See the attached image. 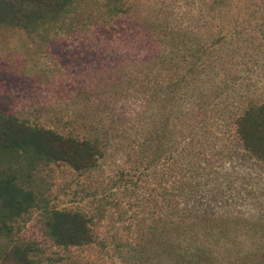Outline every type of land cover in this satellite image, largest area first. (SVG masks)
Wrapping results in <instances>:
<instances>
[{
    "label": "rangeland",
    "instance_id": "rangeland-1",
    "mask_svg": "<svg viewBox=\"0 0 264 264\" xmlns=\"http://www.w3.org/2000/svg\"><path fill=\"white\" fill-rule=\"evenodd\" d=\"M72 1L55 17L45 14L42 23H0V111L65 136L98 137L101 155L79 169L65 160L36 165L28 185L38 206L14 221L9 235L0 233V258L6 249L28 244L41 264H132V234L149 228L160 256L146 264H264V161L229 133V107L204 133L170 123L162 134L155 131L157 117H138L144 92L132 86V65L152 48L143 25L160 24L172 10L189 37L207 39L217 19L198 18V7L207 8L210 0H134L137 20L132 0H120L124 10L116 15L115 0ZM259 4L264 14V0L235 6L240 38L219 51L218 61L247 79L251 99L264 101V20L261 27L247 21ZM162 68L153 65L151 75L159 77ZM134 138L167 141L160 162L138 167L141 149L132 147ZM186 150L193 157L184 158ZM183 164L193 188L183 186ZM45 206L79 212L93 240L57 245L47 233ZM167 217L188 222L171 226L176 224Z\"/></svg>",
    "mask_w": 264,
    "mask_h": 264
},
{
    "label": "trees",
    "instance_id": "trees-1",
    "mask_svg": "<svg viewBox=\"0 0 264 264\" xmlns=\"http://www.w3.org/2000/svg\"><path fill=\"white\" fill-rule=\"evenodd\" d=\"M115 1L118 3L112 15L124 10L121 1ZM239 2L210 0L207 8L198 7V18L204 19L208 14H215L213 21L217 19L216 29L207 39L189 37V32L185 31L188 27L175 20L172 10L171 14L165 11L160 24H144L143 31L152 41V48L132 65V86H140L144 92L138 117L145 122L157 117L155 122L159 121V124L155 131L159 129L158 133L162 134H167L166 128L170 123L180 131L187 129L191 133H204L213 124L214 117H221L223 109L229 107L231 117L227 121H230V125L226 124L229 133L250 155L264 161V101L251 99V84L246 82L247 79L237 72L231 73L228 69L226 72L218 61L219 51L225 49L232 40L240 38L237 27L241 22L233 18L235 6L237 8ZM72 3V0H0V23H42L45 14L55 17L66 11ZM261 8L260 4L257 5L247 20L251 27H261L260 22L264 20ZM137 9L132 0V20L138 18ZM225 19L230 22L222 23ZM254 60L258 61L256 58ZM156 64L163 67L161 77L151 75L152 66ZM154 83L156 86L151 91ZM181 97L182 102L179 103ZM168 105L171 107L170 112L167 111ZM155 142H149L147 138L132 139V147L139 145L141 149L137 164L143 167L142 170L155 166L166 151L164 146L167 141ZM99 143L101 140L98 137L84 140L65 136L51 128L33 126L11 113L0 111V160H3L0 163L6 165L5 168L0 165V233L9 235L12 223L38 206L37 196L28 185L30 172L36 165L65 160L78 169L91 167L101 155ZM183 157L190 159L193 155H188L186 150ZM183 167L182 172L186 176L183 186L193 188L190 170L187 164H183ZM198 167L197 164L191 171L194 176ZM42 211L46 216L47 233L57 245L65 248L83 246L93 240V230L79 212L46 206ZM166 219L169 224H176L171 226L188 222L187 219L177 222H173L170 217ZM155 233L149 228H137L132 234V247L129 250L132 264H146L155 260V256H160L157 250H152L153 247H159L156 241L153 243ZM32 253L33 247L28 244L15 245L5 250L0 264H41L32 257ZM174 263L179 264L176 261Z\"/></svg>",
    "mask_w": 264,
    "mask_h": 264
}]
</instances>
